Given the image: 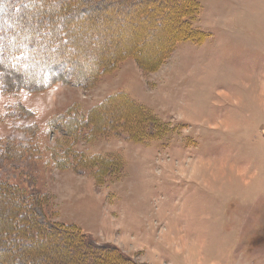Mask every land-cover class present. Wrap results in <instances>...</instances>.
I'll use <instances>...</instances> for the list:
<instances>
[{
	"label": "rangeland",
	"instance_id": "obj_1",
	"mask_svg": "<svg viewBox=\"0 0 264 264\" xmlns=\"http://www.w3.org/2000/svg\"><path fill=\"white\" fill-rule=\"evenodd\" d=\"M83 1L88 14L80 12L75 30L79 21L86 23L80 20L84 15L99 34L96 43L109 29L125 47L137 39L133 27L140 38L151 32L154 65L146 70L128 58L87 87L57 82L18 95L0 88L1 175L33 191L43 217L79 225L140 263L264 264V0H202L195 22L212 35L201 44L179 42L165 55L159 38L179 0L162 6L156 0ZM28 9L21 18H39ZM144 19H152L149 29L145 21L140 25ZM96 43H88L84 56L71 48L61 56L86 74L99 62ZM48 48L47 39L43 49ZM50 68L55 73L65 66ZM20 69L14 78L25 82ZM121 91L167 127L154 128L157 137L138 142L125 133L75 140L72 151L111 154L115 160L103 168L96 159H75L62 168L69 148L60 145L62 133L49 121L67 108L86 111ZM12 133L14 147L21 143L23 152L36 134L41 160L5 157Z\"/></svg>",
	"mask_w": 264,
	"mask_h": 264
},
{
	"label": "trees",
	"instance_id": "obj_2",
	"mask_svg": "<svg viewBox=\"0 0 264 264\" xmlns=\"http://www.w3.org/2000/svg\"><path fill=\"white\" fill-rule=\"evenodd\" d=\"M108 1L106 0L109 4ZM156 1L162 6L170 0ZM179 1V5L172 7L173 14L163 12L161 15L168 18L171 14L174 15V20L165 28L166 31H162L165 34L159 38L161 55L176 49L179 42L189 40L204 43L211 35L210 32L195 25L202 8V0ZM83 2V0H0V58L4 57L0 61V88L5 93L18 95L29 88L34 89L42 84L46 86L57 82H71L73 85L87 87L104 73L117 69L128 58H135L146 70L154 65L155 61L152 62L154 58L150 54L154 47L151 32L140 38V33H136L138 29L133 27L137 39L135 38L133 43L129 42L125 47L121 38L112 36L109 29L107 32L103 29L102 41L100 42L99 39L96 43L95 37L99 34L95 31L93 21L87 19V22L86 18H82L83 15L80 20L84 19L86 23L78 20L77 30L80 33L76 35L75 21L80 12L83 13L87 8V5L82 6ZM25 8L34 10L33 13L38 14L39 18H34L32 15L31 19L21 18L23 10L26 14ZM84 12L88 14L86 10ZM151 20L144 19L140 25L145 21L149 24L147 25L149 29ZM11 24L13 27L10 26ZM42 25L49 28L42 30ZM9 28L11 29L8 30ZM129 28H132V25ZM24 39L31 44L23 42ZM47 39L51 47L48 51L43 49ZM88 43L91 45L96 43L99 62L95 63L92 71H87L85 74L86 69L80 63H76V66H82L77 69L72 65L74 60L66 61L61 55L70 52L71 48L84 56L88 51L86 48ZM50 55H53V58L50 59ZM161 55L158 54L157 58ZM45 59L47 63L42 62ZM57 65H64L65 68L63 71L53 73L50 67L55 68ZM18 69L23 72L27 81L15 80L14 76L19 72ZM37 70L39 79L38 82H33L34 71ZM27 72H30L31 80ZM6 76L14 79L6 81ZM114 100L122 102L110 104ZM76 106L78 105L72 107ZM71 109L67 108L55 115L48 123L50 127L54 126V123L58 125L62 133L61 139L64 140L60 145L69 148L64 150L62 168H67L70 161L73 162L75 159L84 163L86 160L96 159L98 167L103 166V168L111 167L112 164L109 163L115 160L111 154L104 156L95 152L87 156L81 151L82 149L72 151L71 148L76 146L72 143L75 140L87 137L94 139V136L107 138L125 133L127 138L138 142L142 140L137 138L157 137L159 134L153 131L154 128L160 130L167 127L156 113L133 100L124 91L93 105L91 110H81V107ZM14 136L15 134L12 133L6 139V150L3 151L5 157L7 155L20 157L26 163L30 160H41L42 153L39 152V139L36 140V134L31 135L30 147L24 150L27 154L25 157L22 155L24 152L21 143L14 147ZM18 148L21 150L19 151ZM17 154L21 155L17 156ZM1 174L0 170V264H145L136 261L110 243L99 242L91 233L83 231L79 225L43 217L37 209L35 193L15 180L4 178Z\"/></svg>",
	"mask_w": 264,
	"mask_h": 264
},
{
	"label": "crops",
	"instance_id": "obj_3",
	"mask_svg": "<svg viewBox=\"0 0 264 264\" xmlns=\"http://www.w3.org/2000/svg\"><path fill=\"white\" fill-rule=\"evenodd\" d=\"M208 17V19L210 18L209 16V14H205V15H203V17ZM211 19V18H210ZM202 23H204V24H206V25H209V24H211L212 22H202ZM195 25L196 26H198L199 28H202V29H204V30H206V31H208V32H210L211 33V35H212V32L211 31H209L208 29H206L207 28V26H204L203 24H198L197 22H195ZM210 35V36H211ZM207 41V40H206ZM201 44V43H200Z\"/></svg>",
	"mask_w": 264,
	"mask_h": 264
}]
</instances>
